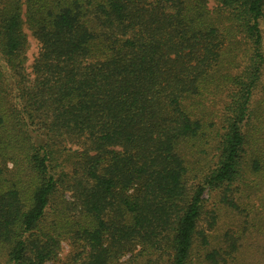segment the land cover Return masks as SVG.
Masks as SVG:
<instances>
[{"label": "trees", "instance_id": "1", "mask_svg": "<svg viewBox=\"0 0 264 264\" xmlns=\"http://www.w3.org/2000/svg\"><path fill=\"white\" fill-rule=\"evenodd\" d=\"M209 1L0 0V264H264V0Z\"/></svg>", "mask_w": 264, "mask_h": 264}, {"label": "rangeland", "instance_id": "2", "mask_svg": "<svg viewBox=\"0 0 264 264\" xmlns=\"http://www.w3.org/2000/svg\"><path fill=\"white\" fill-rule=\"evenodd\" d=\"M207 7L211 10H216L218 8L217 3L213 0H210L207 3ZM212 21L215 22V24L217 23V26L220 25V27H222V28L227 27L228 24H231V18H229L226 13H223V14H216L215 13V14H213ZM261 26H262L261 29H262V34H263V51H264V25L262 24ZM23 28H24V31L27 35V47H26L25 53H24L26 56L25 66L27 68V71H30L33 60L36 57V55L38 54L40 44H39L38 40L35 38V36L32 34L31 29L27 27V25L24 24ZM263 93H264V66H263V70H262L261 80H260L257 92H256L254 97L257 99ZM225 101H226V95L221 94V95H218L215 100H212L211 103H209L210 107L214 111L216 110L217 117L218 116L220 117V113L223 110V106H224ZM219 189H217V191ZM203 197H205V199H206L205 205L208 208H210L212 206L213 202H220L219 194H217L214 191H210V190L208 191L207 190L204 193ZM66 198L71 199L69 192L66 194ZM219 206H222V205H219ZM223 214H225V220H227L226 215L227 214L229 215V213H227V210L225 208H221L220 214L218 216L219 220L221 218V215H223ZM225 220H224V222H225ZM203 225L207 226V221L204 220ZM71 252H72L71 245H69L66 241H62L60 244L57 262L47 261L46 264H56V263L60 264L62 261H65L69 257ZM126 258H127V256L124 257V259H122V260H125Z\"/></svg>", "mask_w": 264, "mask_h": 264}]
</instances>
